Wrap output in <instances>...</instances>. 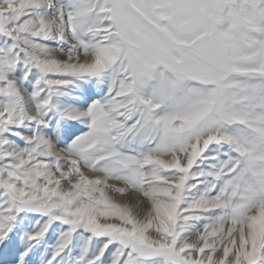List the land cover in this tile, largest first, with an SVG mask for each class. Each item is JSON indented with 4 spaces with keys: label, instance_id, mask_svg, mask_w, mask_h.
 Listing matches in <instances>:
<instances>
[{
    "label": "snow or ice",
    "instance_id": "snow-or-ice-1",
    "mask_svg": "<svg viewBox=\"0 0 264 264\" xmlns=\"http://www.w3.org/2000/svg\"><path fill=\"white\" fill-rule=\"evenodd\" d=\"M0 264H264V0H0Z\"/></svg>",
    "mask_w": 264,
    "mask_h": 264
},
{
    "label": "bare ground",
    "instance_id": "bare-ground-1",
    "mask_svg": "<svg viewBox=\"0 0 264 264\" xmlns=\"http://www.w3.org/2000/svg\"><path fill=\"white\" fill-rule=\"evenodd\" d=\"M117 199H119L122 202H126V201H129V200H131L132 202H135V200L138 199V194H131L128 197H119L118 196ZM145 204H147V202H145Z\"/></svg>",
    "mask_w": 264,
    "mask_h": 264
}]
</instances>
